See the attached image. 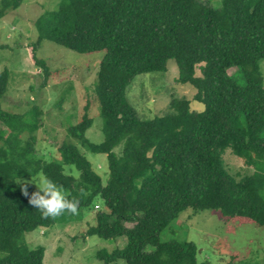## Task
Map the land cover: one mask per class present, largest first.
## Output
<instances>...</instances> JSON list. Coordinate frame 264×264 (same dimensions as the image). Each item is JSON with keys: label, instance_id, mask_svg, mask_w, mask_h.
I'll return each mask as SVG.
<instances>
[{"label": "trees", "instance_id": "trees-1", "mask_svg": "<svg viewBox=\"0 0 264 264\" xmlns=\"http://www.w3.org/2000/svg\"><path fill=\"white\" fill-rule=\"evenodd\" d=\"M23 2L1 0L0 20ZM36 28L37 47L46 41L79 54L105 53L96 85L105 139L87 138L93 126L87 114L66 137L105 154L109 173L104 183L69 139L56 149L60 161L38 158L32 134L40 112L32 109L28 122L0 106V264H44V248L30 250L25 236L73 216L43 219L29 206L21 189L26 183L29 194L36 189L23 180L39 174L78 198L79 212L103 202L87 236L125 240L121 251L98 253L104 264H212L199 260L193 243L160 240L189 209L264 228V0H222L218 9L201 0H61ZM170 60L178 82L197 90L205 110L174 99L164 117L140 120L127 89L139 75L166 73ZM8 78L0 73V101ZM26 131L32 136L23 142ZM227 150L252 174L237 181L225 168Z\"/></svg>", "mask_w": 264, "mask_h": 264}, {"label": "rangeland", "instance_id": "rangeland-1", "mask_svg": "<svg viewBox=\"0 0 264 264\" xmlns=\"http://www.w3.org/2000/svg\"><path fill=\"white\" fill-rule=\"evenodd\" d=\"M60 1L24 0L18 9L8 11L0 20V73L6 70L9 74L0 106L9 114H25L28 122H31L32 109L40 112L39 128L32 134L35 137L33 145L38 158L45 161H60L57 147L69 139L67 129L78 125L85 114L93 121L86 134L90 142L101 144L105 139L101 105L96 94L100 63L105 53L79 54L46 41L36 46L39 39L36 21L46 12L54 11ZM201 1L217 9L222 5V0ZM260 70L264 80V60L260 62ZM235 71L231 69L229 74ZM196 76H201L199 68ZM178 78V65L170 60L166 73L144 74L133 79L126 95L140 120L164 117L174 99L189 100L191 110L197 113L205 110L203 103L195 101L197 90L190 84H180ZM32 135L26 131L21 139L25 142ZM69 140L77 145L75 140ZM77 147L105 183L109 173L107 156ZM223 158L225 168L237 181L252 174L253 169L246 167L231 150H227ZM65 174L78 179V173L68 167ZM23 181L37 190V185H42L45 179L39 174ZM103 211V202L99 199L93 208L81 209L78 215L67 217L50 229L26 235V245L30 250L44 248V264H104L98 259V253L121 251L125 248V240L105 241L87 236L96 226L97 213ZM160 240L193 243L200 252L199 260L212 264H264V228L250 222L246 225L233 223L218 212L195 214L189 209L168 227ZM113 264L127 263L119 260Z\"/></svg>", "mask_w": 264, "mask_h": 264}, {"label": "clouds", "instance_id": "clouds-1", "mask_svg": "<svg viewBox=\"0 0 264 264\" xmlns=\"http://www.w3.org/2000/svg\"><path fill=\"white\" fill-rule=\"evenodd\" d=\"M21 191L27 198L29 206L39 211L43 219H55L65 213L79 214L80 200L76 197L70 198L50 179L45 180L42 185H37V190L31 194H29L27 183ZM83 192L84 190L81 189V193Z\"/></svg>", "mask_w": 264, "mask_h": 264}]
</instances>
